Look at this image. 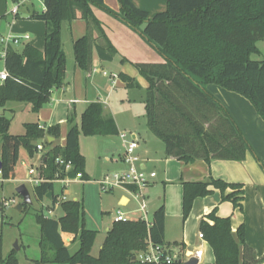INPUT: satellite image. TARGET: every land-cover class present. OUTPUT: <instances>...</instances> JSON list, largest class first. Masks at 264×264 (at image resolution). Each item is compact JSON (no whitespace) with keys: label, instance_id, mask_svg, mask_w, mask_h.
<instances>
[{"label":"trees","instance_id":"obj_1","mask_svg":"<svg viewBox=\"0 0 264 264\" xmlns=\"http://www.w3.org/2000/svg\"><path fill=\"white\" fill-rule=\"evenodd\" d=\"M45 10L30 17L46 22L45 46L39 50L31 43L21 48L9 45L4 66L9 73L0 82V107L9 101L32 104L39 112L51 99L53 89L64 84L67 57L62 46V25L77 18V11L87 23V33L74 42V57L85 72L92 69V55L96 50L101 60L111 61L117 53L101 21L93 12L98 6L122 17L153 43L164 62L135 63L147 80L145 110L150 131L165 143L167 156L186 162L197 158L245 159L249 142L230 111L206 89L209 83L218 84L247 98L264 119V60L252 59L260 53L258 41L264 39V0H167L166 9L150 16L132 0H119L116 13L105 0H43ZM142 25L144 27L142 28ZM126 59L123 58L122 62ZM119 77L128 87H139L134 77L124 72ZM70 127L65 145L54 144L49 137L59 139V124L41 128L38 123L25 124L23 135L10 132L11 119L0 115L2 140V178L16 174L20 150L34 155L37 144L44 139L49 149L45 154L47 168L44 175L54 179L65 172L56 158L72 160L74 169L85 177V156L80 152L79 138L119 134L111 115H104L100 102H91L81 115L80 125L69 119ZM219 189L222 199L231 201L243 211L245 189L241 183L209 178L207 181L184 182L183 219H186L197 197ZM54 182L34 186L38 201L53 192L52 206L58 200ZM23 205V204H22ZM63 215L54 218L39 212L36 221L41 230V257L36 264H150L134 260L138 251L149 243L165 245V206L155 210L152 221L144 219L115 221L107 232L99 255L91 249L96 231L86 227L83 203L78 200L60 202ZM212 220L213 223H210ZM204 238L212 246L215 264H252L264 261L245 242V228L237 230L238 243L232 232L231 217H220L213 209L200 222ZM62 232L79 240V248L71 253ZM0 235V264H18L16 250L5 258ZM244 250L241 256V248ZM173 264H179L176 260Z\"/></svg>","mask_w":264,"mask_h":264},{"label":"crops","instance_id":"obj_2","mask_svg":"<svg viewBox=\"0 0 264 264\" xmlns=\"http://www.w3.org/2000/svg\"><path fill=\"white\" fill-rule=\"evenodd\" d=\"M132 1L138 7L147 10L150 16L165 10L167 5V0ZM105 4L116 13L120 12L119 0H105ZM15 6H18L17 13L12 12ZM92 8L117 53L111 61H106L101 60L97 51L94 50L91 71L85 72L78 66L75 61L73 46L78 38L87 33V23L82 18L81 12L77 11V18L71 22L64 21L62 25V46L67 57L64 84L53 89L50 101L37 113L32 110L31 103L19 101H9L4 107H0V115H5L11 119L10 132L18 135L25 134V124L29 122H35L46 127L59 124L61 128L59 139L49 137V141L54 144L65 145L70 127L69 119L73 118L74 123L80 125L81 115L88 104L100 102L104 107V115H111L119 130L117 135L104 137L120 138V133L123 131L131 133L132 137L137 138L139 141L137 154L141 159V168L147 172L154 171L157 173L149 185L141 191L140 197L136 196L135 189L132 187H119L121 190L116 202L119 206L118 212L124 213L128 220L143 219L144 213L140 210V204L144 200L147 206L146 220L150 223L155 210L163 202L165 206V245L173 254L178 256L177 260L186 261L192 256L197 257L196 252L203 250L201 257H197L198 264H215L214 250L205 238L199 237V232H202L200 230L201 220L217 208L218 216L231 217L232 232L238 243L240 241L237 230L241 224H244L246 244L254 249L257 258H263L264 119L258 114L253 104L241 94L227 90L218 84L209 83L205 86L206 89L230 111L249 142L250 148L246 152L245 159L241 161L212 159L208 162L204 158H197L186 162L176 157L167 156L165 143L159 142L148 127L145 110L148 82L134 65L141 62H164L165 57L160 54L153 43L149 42L140 29L132 27L122 17L109 13L98 6H92ZM43 10H45L43 0H0V35L10 33L23 35L28 33L31 35V40L15 45V47L21 48L23 44L31 43L39 50H43L46 22L30 17L35 11ZM143 27L144 25H142ZM1 52L2 46L0 44ZM123 58L126 59L125 62H122ZM4 69L5 66L2 70ZM120 72L134 77L139 83V87H128L119 77ZM0 82L2 81L0 80ZM46 149H49V147L46 146ZM108 151L112 152L113 155L116 154V166L121 168L117 172H122L128 168L123 159V142L120 151L114 146ZM21 152L20 150L17 168L19 163L23 167L30 165L37 161L40 155L36 152L34 155H30L26 151V157L22 158ZM80 152L86 159L85 179L82 181L76 180L67 186L64 191L67 197L71 193L69 188L72 184H84L91 179L87 169V157L82 149H80ZM113 158L109 156L106 159L111 161ZM1 159L2 140L0 136ZM16 177L17 174H12L8 179L18 180ZM211 177L243 184L245 189L243 211L235 207L231 201L223 200L221 191L217 189L206 196L197 197L188 217L183 219L184 182L207 181ZM4 180L7 179L2 178V174H0V182H4ZM19 180L24 182L25 179ZM57 194L59 195V193ZM68 199L81 201L84 207L83 197L74 195V197ZM54 208H57V206L55 205ZM134 214L137 215L133 216ZM61 215L55 216V218ZM115 217L116 215L111 221V226L106 228L105 238L107 232L115 223ZM209 222L213 223L212 220H209ZM68 235L66 239L69 241L64 242L71 253H74L79 248V240L71 233H68ZM62 236L65 239L64 232H62ZM240 248L242 256L243 245ZM40 257L41 247L39 241V257H27V260L30 264H36V260ZM18 264H20L19 260ZM252 264H264V261Z\"/></svg>","mask_w":264,"mask_h":264},{"label":"rangeland","instance_id":"obj_3","mask_svg":"<svg viewBox=\"0 0 264 264\" xmlns=\"http://www.w3.org/2000/svg\"><path fill=\"white\" fill-rule=\"evenodd\" d=\"M257 45L260 53L253 54L252 59L264 60V39L258 41ZM3 68L4 62L0 59V70ZM158 140L159 142H163L159 138ZM79 145L87 157V169L91 175V179L87 180L84 184H72L69 188L71 193L67 198H72L74 195L84 198L86 227L96 231L91 253L94 256H98L100 247L105 239L106 228L111 226L112 219L118 214L119 206L116 202L121 190L119 187H115L111 191H104L99 185L98 180L107 173L114 174L121 169L119 166H116V154L113 155L108 150L114 146L120 151L122 149V140L119 137L86 136L81 134ZM21 151V157H26L25 149L22 148ZM109 156L114 158L108 161L106 158ZM27 171V166L23 167L19 163L18 168L16 167V179L18 180L11 178L0 182V235L3 242V257H7L12 250H16V256L20 264H30L27 257H39L41 230L36 221V214L44 212L55 218V216L63 213L60 205L53 209L51 201L47 198L43 202L38 201L34 193V186L29 182L24 183L19 180L26 178ZM23 183L31 194L32 203L23 204V197L17 193V187ZM55 192L61 196L63 195L61 183H55ZM5 201H9L8 206L4 205ZM19 204H23L22 210L17 209ZM52 210L53 213H51ZM135 215L137 214L133 216ZM67 236H69L68 233L64 232L65 242L69 241L66 239ZM16 243H18L19 249H16ZM142 251L145 250L138 251L137 254Z\"/></svg>","mask_w":264,"mask_h":264},{"label":"built area","instance_id":"obj_4","mask_svg":"<svg viewBox=\"0 0 264 264\" xmlns=\"http://www.w3.org/2000/svg\"><path fill=\"white\" fill-rule=\"evenodd\" d=\"M13 13L18 12V6H15L12 9ZM31 40V35L26 33L23 35L16 34H6L0 35V44L2 46V52L0 53L1 57L6 55V50L9 45H20L23 42H29ZM9 73L6 69L0 71V80H5L8 77ZM41 128H46L45 125H39ZM120 138L124 145V154L123 159L128 165V168L122 172H116L114 174H106L104 177L98 180L99 185L104 191H111L115 187H132L135 189L136 196L140 197L141 191L146 188L151 180L156 177L157 173L147 172L141 168V159L137 154V149L139 148V141L137 138H133L131 133L123 131L120 133ZM48 151L44 145V139H42L37 144L36 153H39V158L36 162L31 163L30 165H25L28 168L27 176L24 180V183L29 182L33 186L39 185L42 182H59L62 185V196L58 195V200L56 206L60 205V202L68 200L66 194L64 193L65 188L69 186L72 182L76 180H83L84 174L81 171H78L76 175H70V172L74 169V164L72 160H66L63 157L59 156L56 158V164L62 167V170L65 172V176L60 177L57 175L54 179H48L44 175V170L47 168V163L45 161V154ZM0 174L1 170H0ZM5 206L9 205V201H5ZM146 203L142 200L140 204V210L144 213L143 219L146 220ZM53 213V210L51 211ZM50 216V215H49ZM1 219V218H0ZM125 221L128 220L124 213L118 212L115 217V221ZM147 221V220H146ZM199 237L204 238L203 232H199ZM197 257H201L203 250H198L196 252ZM137 259L144 263L150 264H173L178 256L173 254L166 245H154L151 242L148 245V248L145 251L137 254Z\"/></svg>","mask_w":264,"mask_h":264},{"label":"water","instance_id":"obj_5","mask_svg":"<svg viewBox=\"0 0 264 264\" xmlns=\"http://www.w3.org/2000/svg\"><path fill=\"white\" fill-rule=\"evenodd\" d=\"M1 167H2V161L0 160V170H1ZM17 193L23 197V199H24L23 204L32 203L31 194H30L28 188L26 187V185L24 183L20 184L17 187ZM46 198L49 199L50 201H52L53 192L52 191L49 192L47 194ZM17 209L22 210V204H19L17 206ZM15 247H16V249H19L18 243L15 244ZM133 259L136 260L137 256H134ZM178 263H180V264H198L199 260L196 256H192L186 261L178 260Z\"/></svg>","mask_w":264,"mask_h":264}]
</instances>
